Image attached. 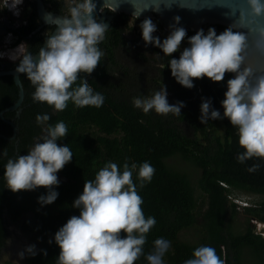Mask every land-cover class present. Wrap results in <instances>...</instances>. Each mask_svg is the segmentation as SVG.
Returning <instances> with one entry per match:
<instances>
[{"label": "trees", "instance_id": "trees-1", "mask_svg": "<svg viewBox=\"0 0 264 264\" xmlns=\"http://www.w3.org/2000/svg\"><path fill=\"white\" fill-rule=\"evenodd\" d=\"M29 5L32 14L28 19L22 16L26 23L15 33L19 40L29 42V50L37 54L46 37L36 33L39 22L35 4ZM209 27H215L219 33L226 26L214 24L203 29L207 31ZM109 29L99 45L105 53L99 66L91 75L81 74L94 92L105 97L101 107L78 108L69 102L64 111L56 112L32 99L34 88L21 75L25 100L19 116L16 112L4 113L6 120L17 126V133L0 117V133L11 139L0 136V256L11 241L8 229L16 227L38 250L24 264H56L60 249L54 241L55 233L71 216L79 215L80 209L72 205L82 194L85 181L94 180L109 161L117 163L121 170L125 161L138 166L147 161L155 168L151 182L140 188L138 168L133 172L144 201V214L156 219L147 235L145 255L152 251L154 240L163 237L171 241L165 264H184L202 245L214 247L225 264H264V237L256 233L252 224H264V160L254 158L244 164L237 161L243 149L239 147L238 130L227 118L209 120L206 125L200 123L203 99H210L223 117L221 102L231 75L220 83L207 78L194 80L192 89L184 88L168 67L171 58H179V51L166 57L159 48L145 45L142 32L130 38L137 27L131 26L123 14L115 17ZM187 32L191 36L196 31ZM187 46L186 38L181 51ZM156 54L159 60L154 59ZM17 64L0 60V71L14 70ZM162 86L167 88L170 104L185 105L181 116H163L154 111L145 114L133 106L134 97L151 96ZM18 99L14 77L0 76V113ZM43 113L50 115L49 124L63 121L68 126V135L58 144L67 145L73 153L71 162L57 173V199L44 206L38 198L46 195L47 189L13 193L4 179L7 160L26 155L36 138L43 135L36 123V116ZM5 151L7 156L3 155ZM253 164L260 167L249 172L247 169ZM236 193L262 197L261 202L243 208L246 228L240 233L234 224L239 213V206L233 201ZM191 229L197 240L181 239V234ZM40 250H46L47 255ZM135 264H147L145 256Z\"/></svg>", "mask_w": 264, "mask_h": 264}, {"label": "clouds", "instance_id": "clouds-1", "mask_svg": "<svg viewBox=\"0 0 264 264\" xmlns=\"http://www.w3.org/2000/svg\"><path fill=\"white\" fill-rule=\"evenodd\" d=\"M29 2L35 4V0H6L4 14L15 17L22 8L24 13L19 19L22 21V16H27L31 9ZM61 3L60 15L44 13V22L51 30L45 33L38 54L29 50L25 40H19L15 33L19 27L8 29L7 26L8 31L14 32V38L4 40L8 32L0 36L9 42L5 47L0 42V51H5L0 52V60L18 63L15 72L30 81L34 101L47 104L56 112L64 111L69 102L78 108L103 105V94L94 92L81 74L91 75L105 56L99 47L110 30L100 19L105 11L116 12L121 5H130L133 9L130 24L133 19L138 22L136 19L147 11L161 13L174 7L192 13L218 10L228 21L219 33L215 27H209L188 36L181 17L176 15L169 33L156 20L145 17L139 21L140 26L134 23L137 27L134 34L142 32L145 45L159 48L166 57L180 51L187 38L188 46L180 51L179 58L168 61L172 77L184 88L192 89L194 80L204 78L220 83L230 74L221 102L223 117L210 99H203L200 123L206 125L209 120L227 118L238 130L239 147L243 149L237 161L244 164L254 158L264 160V0H61ZM157 26L163 32L161 35H154ZM154 59L159 60V55H154ZM167 95L166 86H162L151 96L134 97L132 103L145 114L154 111L163 116H181L185 105L170 104ZM49 120L47 113L36 116L43 135L36 138L26 155L10 158L4 166V179L13 193L48 190L38 198L42 206L57 199L59 193L54 190L59 186L57 173L73 158L67 145L58 144L68 135V126L63 121L52 125ZM3 155L7 156V152ZM259 167L253 164L247 170L256 172ZM137 168L139 187L143 188L155 174V168L147 161L139 166L125 161L122 170L117 163L109 161L94 180L85 181L82 194L72 205L80 209L79 215L71 216L55 233L54 241L60 249L56 264H135L141 256H145L147 264H165L171 241L163 237L155 239L152 251L145 255L147 235L156 219L144 214V201L133 180ZM233 201L239 209L250 206L236 198ZM40 251L47 255L46 250ZM37 254L36 245L32 244L19 252L18 258L23 260L26 255ZM0 258L7 264L8 256ZM184 264H225V261L214 247L202 245Z\"/></svg>", "mask_w": 264, "mask_h": 264}, {"label": "water", "instance_id": "water-1", "mask_svg": "<svg viewBox=\"0 0 264 264\" xmlns=\"http://www.w3.org/2000/svg\"><path fill=\"white\" fill-rule=\"evenodd\" d=\"M35 3L37 4V10L38 15L43 17L44 16V6L41 3V0H35ZM114 14H123L129 17H132L133 9L128 4H123L121 7L116 11L112 12ZM179 15L181 17V24L184 26L187 31H197L200 28H205L207 25H214V24H221L224 26H227L228 21H226L220 12L217 11H203L199 13H192L187 10H182L179 8L174 7L171 11H162L161 13H156L153 11H147L143 13L139 17L140 20H143L145 17H150L152 20H156L160 26L164 29V31L169 33V25L173 23V17ZM100 18L102 20L107 19V24L110 26V23L112 22L113 17L112 16H106V12L103 14H100ZM8 32L7 25L2 23L0 24V36L5 35ZM0 75H12L14 77L15 84L19 90V99L16 104H14L12 107L6 108L3 112L0 113V117L3 118L5 121L6 118L4 117L5 112H16L17 117L19 116V109L21 108L24 100H25V92L24 88L21 82V75H18L15 72V69L9 72H0ZM7 123H9L7 121ZM12 128L14 129L15 134L18 131V128L16 125L9 123ZM6 139V138H5ZM8 140V139H7ZM0 155H1V148H0ZM4 254V252H3Z\"/></svg>", "mask_w": 264, "mask_h": 264}, {"label": "rangeland", "instance_id": "rangeland-1", "mask_svg": "<svg viewBox=\"0 0 264 264\" xmlns=\"http://www.w3.org/2000/svg\"><path fill=\"white\" fill-rule=\"evenodd\" d=\"M134 20V19H133ZM131 20L130 24L132 26H135L134 23H136L138 26H140V22H135ZM133 21V22H132ZM130 38L133 36L137 37L136 34L130 33ZM184 42L181 45V49L183 47ZM180 49V51H181ZM179 51V52H180ZM199 193V191H198ZM234 198L238 199L239 201H242L243 203L247 202L250 206L254 203H259L262 201V197L261 196H256V195H252V194H238L236 193L235 195H233ZM234 224L236 226V230L238 233L245 231L246 228V216L244 215V211L243 208L239 209V213L238 216L236 217V219L234 220ZM253 226L256 228V231L259 233L261 231H264V227L262 228L263 225H261L260 223H256V221H252ZM14 234V238L11 239V241L9 242L8 247L6 248V250L4 251V254H2L0 257L3 256H8V261L9 262H16V264H24V261L28 258V256L26 255L25 258L23 260H19L18 258V253L21 252L23 249L26 248V246L28 245H32L31 241L26 238L23 234H21L16 227L12 228V232ZM181 239L186 240V241H191L197 240L196 237V232L194 231V229L188 230L185 233L181 234ZM0 264H5V261L0 258Z\"/></svg>", "mask_w": 264, "mask_h": 264}, {"label": "flooded vegetation", "instance_id": "flooded-vegetation-1", "mask_svg": "<svg viewBox=\"0 0 264 264\" xmlns=\"http://www.w3.org/2000/svg\"><path fill=\"white\" fill-rule=\"evenodd\" d=\"M41 3L43 4V6H44V12L46 13V12H51L53 15H60L61 14V9H62V3H61V0H53V2H51L50 3V0H41ZM35 5H36V16H37V19H38V21L37 22H39L38 23V30H37V32L36 33H40L41 34V36H43V37H46L45 36V33L46 32H48V31H50L51 29H50V26L49 25H47L45 22H44V19H43V17H41V16H39L38 15V11L37 10H39V9H37L38 7H37V4L35 3ZM106 12V16H112L113 17V19H112V22L114 21V19H115V17L117 16V15H119V14H114V13H112V12H108V11H105ZM32 14V9H30L29 10V12L27 13V16H26V18L28 19L29 17H30V15ZM126 16V15H125ZM129 19H132V17H129V16H127ZM101 20H102V18H100ZM136 20H139L140 21V19H136ZM104 22H106L107 23V19H104L103 20ZM110 25H111V23H110ZM109 28H110V26H109ZM27 44H29V42L27 43ZM29 46V45H28ZM29 48H30V46H29ZM38 54V53H37ZM9 71H12V70H8V71H6V72H9ZM0 72H4V71H0ZM0 76H2V75H0ZM17 116V115H16ZM17 118V117H16ZM8 121V120H7ZM9 123H12V124H14L12 121H8ZM9 123H7V124H9ZM15 135V134H14ZM0 136H3V137H5L4 136V134L3 133H0ZM6 139L8 138V137H5ZM12 139H14V137L12 138ZM8 140H10L11 141V139H8ZM12 228L13 227H10L9 229H8V232H9V234H11L12 235V237H11V239H13L14 237V234L13 233H11L12 232ZM10 239V240H11ZM9 245V244H8ZM8 247V246H7ZM8 264V263H7Z\"/></svg>", "mask_w": 264, "mask_h": 264}, {"label": "built area", "instance_id": "built-area-1", "mask_svg": "<svg viewBox=\"0 0 264 264\" xmlns=\"http://www.w3.org/2000/svg\"><path fill=\"white\" fill-rule=\"evenodd\" d=\"M5 4H6V0H0V23L6 24L8 26V29H10V28L17 29L19 26H21V24L26 23V20H22V21L19 20L21 18L22 13H24L22 8L19 9V15L18 16L14 15L13 11H11L13 13V15L15 16V17H11V16L7 15L6 13L4 14ZM5 20H8V21H5ZM157 29L158 30L154 35H161L163 32L159 30L158 26H157ZM14 37H16L14 35V32L12 30H9L7 35L3 39L7 40L10 38H14ZM4 40H2V38L0 37V42L3 41L2 45H1L3 47L7 46V44L9 43V42L4 41ZM0 52L5 53V51H3L2 49ZM259 233L264 236V231H261Z\"/></svg>", "mask_w": 264, "mask_h": 264}, {"label": "bare ground", "instance_id": "bare-ground-1", "mask_svg": "<svg viewBox=\"0 0 264 264\" xmlns=\"http://www.w3.org/2000/svg\"><path fill=\"white\" fill-rule=\"evenodd\" d=\"M5 21H8V20H5ZM262 225V224H261Z\"/></svg>", "mask_w": 264, "mask_h": 264}]
</instances>
